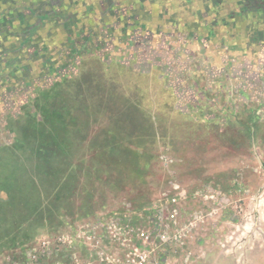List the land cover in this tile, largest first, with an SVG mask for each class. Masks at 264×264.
<instances>
[{
    "label": "rangeland",
    "instance_id": "1",
    "mask_svg": "<svg viewBox=\"0 0 264 264\" xmlns=\"http://www.w3.org/2000/svg\"><path fill=\"white\" fill-rule=\"evenodd\" d=\"M176 2L0 21V264H124L119 226L180 191L153 264H264V34Z\"/></svg>",
    "mask_w": 264,
    "mask_h": 264
},
{
    "label": "built area",
    "instance_id": "2",
    "mask_svg": "<svg viewBox=\"0 0 264 264\" xmlns=\"http://www.w3.org/2000/svg\"><path fill=\"white\" fill-rule=\"evenodd\" d=\"M173 188L176 189V186ZM185 198L183 191L176 192L169 197H162L160 194L150 206L142 207L136 213L138 216L146 214L147 223L152 222V226L138 228L126 224L119 226L121 234L125 233L120 244L128 249L122 260L124 264H153L151 257L153 248L160 247L163 242L171 244L177 241L179 244H184L187 238L186 232L195 224V221L190 222L188 216L185 215L186 208L181 202ZM196 218L201 222L205 221L204 215H198ZM163 231H167L169 235L165 236ZM133 237L138 241L132 240ZM60 239L59 236L57 240Z\"/></svg>",
    "mask_w": 264,
    "mask_h": 264
},
{
    "label": "flooded vegetation",
    "instance_id": "3",
    "mask_svg": "<svg viewBox=\"0 0 264 264\" xmlns=\"http://www.w3.org/2000/svg\"><path fill=\"white\" fill-rule=\"evenodd\" d=\"M176 3L184 9L182 18L187 21L195 17L211 22L227 21L235 28L244 29L250 38L264 34V0H178Z\"/></svg>",
    "mask_w": 264,
    "mask_h": 264
},
{
    "label": "crops",
    "instance_id": "4",
    "mask_svg": "<svg viewBox=\"0 0 264 264\" xmlns=\"http://www.w3.org/2000/svg\"><path fill=\"white\" fill-rule=\"evenodd\" d=\"M3 1L4 0H0V2H3ZM25 1L27 2L19 3L21 5V9L18 10L17 6L19 4L17 3L20 2V0H15V1L6 0L7 6H0V21L3 20V17L7 18L11 16V18L12 17L15 18L16 17L15 14L27 13L33 16L34 18H37V22L34 23L36 25L42 21H48L50 19L58 18L54 16L58 7L61 5H65L64 7L68 8L67 5H70L71 3L74 6L81 7L82 9L86 11L90 9L92 13L94 12L93 9L95 10L99 8V10H101V14L103 15L104 7H106L107 5L110 6V5H114L117 3V1H114V0H25ZM35 8H38V9L34 10ZM2 11L5 13H3ZM63 13H66V11L62 9L61 14ZM95 23L96 25L98 24L97 20ZM99 23H101L102 25V22H99ZM88 31L90 33L87 34V37L85 39L90 37V35L92 34L91 31L93 30H88ZM195 247L201 249L202 253H205L207 249V246L205 247V245H200V244L195 245ZM204 248L205 250H203Z\"/></svg>",
    "mask_w": 264,
    "mask_h": 264
}]
</instances>
